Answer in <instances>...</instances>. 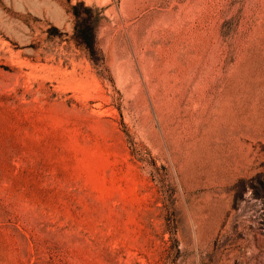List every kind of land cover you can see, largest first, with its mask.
Instances as JSON below:
<instances>
[{
    "label": "rangeland",
    "instance_id": "1",
    "mask_svg": "<svg viewBox=\"0 0 264 264\" xmlns=\"http://www.w3.org/2000/svg\"><path fill=\"white\" fill-rule=\"evenodd\" d=\"M0 264H264V0H0Z\"/></svg>",
    "mask_w": 264,
    "mask_h": 264
},
{
    "label": "bare ground",
    "instance_id": "2",
    "mask_svg": "<svg viewBox=\"0 0 264 264\" xmlns=\"http://www.w3.org/2000/svg\"><path fill=\"white\" fill-rule=\"evenodd\" d=\"M228 104L229 103L223 99L217 104L216 107L213 108L212 112L210 113L213 126H217L220 123H227L229 120L231 121V119L237 120L234 114H231V108L228 106Z\"/></svg>",
    "mask_w": 264,
    "mask_h": 264
}]
</instances>
